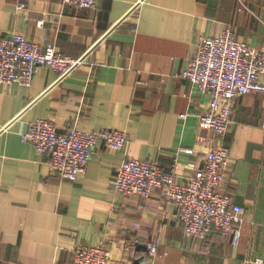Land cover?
Returning a JSON list of instances; mask_svg holds the SVG:
<instances>
[{"label": "crops", "instance_id": "crops-1", "mask_svg": "<svg viewBox=\"0 0 264 264\" xmlns=\"http://www.w3.org/2000/svg\"><path fill=\"white\" fill-rule=\"evenodd\" d=\"M227 26L264 48V0H100L98 9L0 0V36L20 32L83 59L64 77L41 65L29 85L0 81V264H75L79 244L106 246L112 264L264 260V93L236 97L231 128L219 136L200 128L208 96L181 75L199 38ZM39 118L61 132L119 128L128 143L119 150L100 144L71 181L50 168L49 154L22 140ZM220 142L230 146L232 163L219 190L245 208L238 242L217 232L188 240L162 190L143 198L114 188L125 158L166 170L175 163L182 183ZM152 240L159 241L155 257Z\"/></svg>", "mask_w": 264, "mask_h": 264}, {"label": "built area", "instance_id": "built-area-1", "mask_svg": "<svg viewBox=\"0 0 264 264\" xmlns=\"http://www.w3.org/2000/svg\"><path fill=\"white\" fill-rule=\"evenodd\" d=\"M79 7L98 9L100 0H63ZM25 6L20 3L19 8ZM83 59L58 50L53 43L41 44L20 32L0 36V81L31 84L39 66L56 70L61 77L70 74ZM181 75L208 96L207 109L200 115V128L225 135L233 122V100L248 93H264V48L251 46L227 26L216 36H201L195 53ZM186 114L182 113L184 117ZM264 126V120H263ZM24 142L49 154L50 168L61 177L75 181L87 171L100 144L119 150L128 143V134L119 128L86 131L72 126L58 130L51 119L39 118L21 132ZM231 148L220 142L205 154L204 165L187 181L179 183L175 163L166 170L159 162L128 157L115 167L114 188L123 195L150 197L162 190L166 201L179 213L186 239H205L217 232L238 242L245 208L219 187L231 171ZM158 240L147 243L150 255L158 253ZM75 264H112L104 245L79 244ZM254 264H264L262 258Z\"/></svg>", "mask_w": 264, "mask_h": 264}]
</instances>
